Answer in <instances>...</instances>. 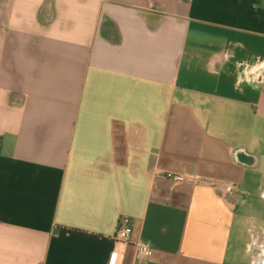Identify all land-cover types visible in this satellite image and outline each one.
<instances>
[{"label":"crops","instance_id":"1","mask_svg":"<svg viewBox=\"0 0 264 264\" xmlns=\"http://www.w3.org/2000/svg\"><path fill=\"white\" fill-rule=\"evenodd\" d=\"M258 132L264 0H0V264H253Z\"/></svg>","mask_w":264,"mask_h":264},{"label":"built area","instance_id":"2","mask_svg":"<svg viewBox=\"0 0 264 264\" xmlns=\"http://www.w3.org/2000/svg\"><path fill=\"white\" fill-rule=\"evenodd\" d=\"M166 177L175 183H181L186 180V177L181 174L174 172H168ZM134 232V221L129 216H122L119 220L117 232L115 234V239L121 245H128L132 243V235ZM137 251L144 257L151 258L154 255V248L149 241L138 240L135 243ZM120 251L116 250L112 256L111 264H118V259L120 257Z\"/></svg>","mask_w":264,"mask_h":264},{"label":"rangeland","instance_id":"3","mask_svg":"<svg viewBox=\"0 0 264 264\" xmlns=\"http://www.w3.org/2000/svg\"><path fill=\"white\" fill-rule=\"evenodd\" d=\"M260 133L261 132H258V134ZM261 135L264 136L263 133H261ZM255 187L256 184L251 183L250 204L246 208H243V212L248 216L256 217V219L250 220V229L252 232L262 237V239L255 246L253 264H264V236L263 229L260 227L259 224V222H261L259 219H263L264 221V201L259 196H257L259 192L255 190ZM253 189L255 191H253Z\"/></svg>","mask_w":264,"mask_h":264}]
</instances>
